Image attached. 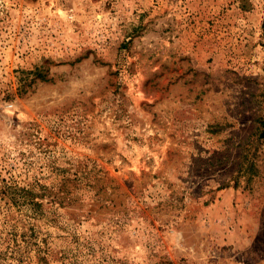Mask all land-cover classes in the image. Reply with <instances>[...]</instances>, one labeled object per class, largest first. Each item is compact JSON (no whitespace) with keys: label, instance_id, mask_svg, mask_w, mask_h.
Instances as JSON below:
<instances>
[{"label":"rangeland","instance_id":"obj_1","mask_svg":"<svg viewBox=\"0 0 264 264\" xmlns=\"http://www.w3.org/2000/svg\"><path fill=\"white\" fill-rule=\"evenodd\" d=\"M0 264H264V0H0Z\"/></svg>","mask_w":264,"mask_h":264}]
</instances>
